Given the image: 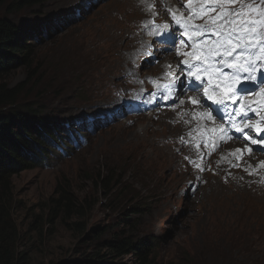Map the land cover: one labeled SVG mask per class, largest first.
<instances>
[{"label":"rangeland","instance_id":"rangeland-1","mask_svg":"<svg viewBox=\"0 0 264 264\" xmlns=\"http://www.w3.org/2000/svg\"><path fill=\"white\" fill-rule=\"evenodd\" d=\"M84 1L40 0L9 15L21 25H34L38 30L37 35L31 36L32 70L16 64L5 78L10 86L29 82L20 97L21 103L24 95L33 90L30 100L25 99L24 103L33 101L30 105L39 107L35 110L40 114L42 111V115L27 117L32 122L46 117L43 123L59 124L70 119L71 125V118L87 106L99 104L100 100L107 103L113 91L121 88L143 85L150 74L161 72L162 65L175 58V54L162 50L153 62H141L146 57L142 37L150 28L145 24L161 20L157 9L154 17L150 11L139 8L135 0H92L89 10L82 9L76 14L75 8ZM6 14L5 9H0V17ZM103 24L116 35L124 36L112 44L113 49L109 48L111 42L104 44L98 38L97 29ZM106 30L104 26L103 31ZM133 45L135 56L128 52ZM32 72L38 74L33 81ZM87 101L91 104L85 105ZM153 122L143 119L137 126L122 122L107 126L90 135L88 143L80 149L67 151L63 158L68 160L61 166L57 165L61 152L53 142L58 134L50 133L52 137L47 140L40 137L43 149L55 154L48 157L46 166L16 173L13 183V220L21 232V249L28 250L33 264H65L86 257L92 250L100 251L95 241L99 233L100 239L118 235L122 239L151 237L155 240L156 264H264V198L242 191L244 188H238L234 182L226 184L229 176L212 175L210 182L197 185L196 180L205 178L191 179L190 173L184 171L197 168L192 166L194 160L187 158L182 166L176 148L166 145L168 136L176 129L168 125L162 129L156 126L161 122ZM147 125L152 126L149 131ZM170 156L176 158L171 161ZM106 172L114 175V180L116 174L120 175L124 187L129 188L124 196L116 197V190L107 196L102 192L105 190L95 185L94 180L100 182L99 176ZM212 187H220L225 206L253 211L254 224L247 227L238 224L236 229L212 222L215 228L205 227L204 213L214 202ZM63 188L70 190L73 202L83 204L86 230L75 229L78 227L73 222L79 221L78 218L65 222L61 214H56L59 210L52 211L50 199H59ZM136 201L143 208L123 216ZM94 228L98 232L93 233ZM244 230L249 232V238ZM101 254L112 261L110 264L136 261V255L117 257L116 253L110 255L108 249L101 250Z\"/></svg>","mask_w":264,"mask_h":264},{"label":"snow or ice","instance_id":"snow-or-ice-1","mask_svg":"<svg viewBox=\"0 0 264 264\" xmlns=\"http://www.w3.org/2000/svg\"><path fill=\"white\" fill-rule=\"evenodd\" d=\"M141 2L154 17L157 15L154 3L149 0ZM163 6L179 28V35L176 28L170 30L168 23L158 25L155 19L147 22L145 27L150 26L151 34L160 36L170 44L167 50L174 49L178 57H184L177 68L184 66L182 75L186 79L181 81L180 76L170 71L172 66L166 65L165 68L169 70L163 75L169 81L162 85L167 90L162 98L172 99L178 83L182 90L190 88L203 97V100L200 97H188L192 105H202L206 100L217 106L210 105V110L199 113L202 119L214 123L213 113H223L220 119L225 123L219 129H211L212 132L219 131L220 142L230 140L232 133H240V138L251 145H264V136H260L264 133V123H261L264 116L259 115V110L251 102H243L244 94L255 89H258L257 95L264 97V86H261L264 85V0H211L210 4L208 0H194V3L184 5L187 17L166 4ZM206 12L209 14L205 15ZM177 39L179 46L176 45ZM189 45L191 51H184ZM204 76L207 77L206 81ZM250 112L256 114L255 119L249 117ZM180 139L183 140L182 137ZM203 143L205 147L208 146L206 140ZM235 151L240 152L239 149ZM248 151L252 149L248 148ZM260 165L264 166V161Z\"/></svg>","mask_w":264,"mask_h":264},{"label":"trees","instance_id":"trees-1","mask_svg":"<svg viewBox=\"0 0 264 264\" xmlns=\"http://www.w3.org/2000/svg\"><path fill=\"white\" fill-rule=\"evenodd\" d=\"M37 3H40V0H0V9H5V12L8 13L0 17V264H33L28 250L21 249V232L16 228L13 220L14 176L26 168L40 167L43 158L47 156L42 142L34 136L38 131V127L41 126L40 132L45 133V138L52 137V129L47 122L43 123V119L46 120V117L43 119L38 118L39 120L33 122L27 118L42 115V111L40 114V111L35 110V108L40 109L39 107L30 105L33 101L24 103L25 99L30 100L28 98L33 90L24 95V102L21 103L20 97L29 86V82L19 86H10L5 81L6 76L10 74L16 64L29 66V70H32V64H29L32 50L25 29L26 25H21L9 15ZM31 74V80L33 81L35 75L38 74L36 72ZM34 86L31 88L34 89ZM45 128L47 129L44 130ZM99 177L100 182L94 180L95 185L105 190L102 192L107 196H111L112 192L116 190V197H122L124 196L123 193L129 189L124 187V183L120 180L118 174H116L115 180V176L109 175L108 172L101 174ZM69 191L63 188L59 199L51 198V209L52 211L59 210L56 214H61L65 222L78 218L79 221L73 222L78 227L75 229L84 231L86 228L83 221L87 216L84 206L82 203L73 202ZM142 208L143 206L136 201L133 206L125 210L123 216L130 211L133 213L138 212ZM124 220L128 221V218L124 217ZM98 230V228H94L92 232L95 233ZM101 236L102 233H99L95 237L97 245L101 248L100 251L92 250L86 257L70 260L65 264L112 263V261L103 258L101 254L103 249H108L110 255L116 253L117 257L129 254L136 255V261L133 264H156L153 247L155 240L151 237L139 238L136 236L122 239L118 235L111 239H100Z\"/></svg>","mask_w":264,"mask_h":264},{"label":"bare ground","instance_id":"bare-ground-1","mask_svg":"<svg viewBox=\"0 0 264 264\" xmlns=\"http://www.w3.org/2000/svg\"><path fill=\"white\" fill-rule=\"evenodd\" d=\"M128 5V4H127ZM122 6V5H120ZM117 9V8H116ZM124 9V8H123ZM132 11V10H131ZM115 12V11H114ZM117 13V12H116ZM114 14V13H113ZM121 14V13H120ZM123 15V14H122ZM119 16V15H118ZM123 17V16H122ZM117 22V21H116ZM118 24L120 22H117ZM106 26L107 30L103 31V27ZM111 28V27H110ZM97 32L99 33V39H101L100 41L103 42L105 44V42H111V45L109 46V48L113 49V45L116 44L117 40L121 39L122 36H118L114 33V31L112 29H109L108 25H101L99 27V29H97ZM135 33V32H134ZM139 33V31H138ZM104 34L106 36H104ZM135 35V34H134ZM137 35V34H136ZM113 44V45H112ZM160 60V59H159ZM106 61V60H105ZM112 60H110L109 62H111ZM158 61V60H157ZM122 62V61H121ZM153 62V61H152ZM151 62V63H152ZM118 63V62H117ZM106 64V63H105ZM123 64V63H122ZM109 65V64H108ZM120 65V64H119ZM127 65V64H126ZM144 65V63H143ZM152 65V64H151ZM155 65V63H154ZM104 66V65H103ZM113 66V65H112ZM148 66V65H147ZM163 66V65H162ZM108 67V66H107ZM110 67V66H109ZM127 67V66H126ZM150 69V68H149ZM159 70V69H158ZM112 71V70H111ZM145 71V70H144ZM146 72V71H145ZM154 74V73H153ZM107 75V74H106ZM112 75V74H110ZM151 75V74H150ZM108 79V76H107ZM162 128V127H161ZM163 129V128H162ZM165 129V128H164ZM144 130V129H143ZM149 131V130H148ZM146 133V132H145ZM163 133V131H162ZM145 135V134H144ZM147 135V134H146ZM138 136V135H137ZM155 136V134H154ZM157 144V142H156ZM152 149V148H151ZM170 149V148H169ZM168 149V150H169ZM173 151V150H172ZM167 152V151H166ZM173 153V152H172ZM165 154V153H164ZM171 154V153H170ZM176 154V153H175ZM163 156V155H162ZM161 156V157H162ZM181 157V156H180ZM163 158V157H162ZM170 158L172 159L171 161H173L176 156H170ZM167 163V162H166ZM197 167L195 170H193L192 167H189L187 171L190 173V176L188 178H193V179H199L201 177L204 178V173H202ZM192 189H195L196 186H191ZM216 188V189H215ZM219 188L220 187H212L213 189V196H214V202H212L210 204L209 207H207L204 215H205V223L204 226L205 227H214L212 226V222L217 223L220 227L222 228H238V224H241L242 227H247V226H252L255 222V213L253 211H247L243 208H230L225 206L224 203H222L223 201L220 198V193H219ZM224 205V207H223ZM223 207V208H221ZM224 208L226 210H224ZM203 228V226H202ZM215 228V227H214ZM249 229V228H248ZM246 235L249 238V232L247 230H244ZM246 238V237H245ZM246 238V239H248ZM262 255H264V251L262 253Z\"/></svg>","mask_w":264,"mask_h":264},{"label":"clouds","instance_id":"clouds-1","mask_svg":"<svg viewBox=\"0 0 264 264\" xmlns=\"http://www.w3.org/2000/svg\"><path fill=\"white\" fill-rule=\"evenodd\" d=\"M29 42H30V40H29ZM30 45H31V43H30Z\"/></svg>","mask_w":264,"mask_h":264}]
</instances>
